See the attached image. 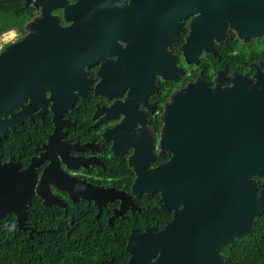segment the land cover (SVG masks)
<instances>
[{"label": "flooded vegetation", "instance_id": "1", "mask_svg": "<svg viewBox=\"0 0 264 264\" xmlns=\"http://www.w3.org/2000/svg\"><path fill=\"white\" fill-rule=\"evenodd\" d=\"M199 16L196 0H18L16 42L52 26L64 31L61 72L49 73L56 81L46 88L42 117L9 129L0 141V164L14 162L20 170L36 172V187L46 172L47 201L53 204L44 205L36 193L30 207L35 201L62 209L89 204L111 227L117 219L143 213V225L130 233L162 230L173 219L174 209L158 205L161 192L124 201L109 196L115 190L131 194L136 179L131 157L143 155L145 164L148 152H154L153 169L165 167L178 153V122L172 120L177 131L168 135L165 109L187 87L201 82L213 88L220 81L227 88L235 75L264 73V36L245 40L228 29L224 42L214 40L218 55L190 47L197 34L202 46L210 39L196 32ZM150 205L158 210L148 224ZM9 215L18 226L12 212L0 223ZM28 215L22 230L39 233Z\"/></svg>", "mask_w": 264, "mask_h": 264}, {"label": "water", "instance_id": "2", "mask_svg": "<svg viewBox=\"0 0 264 264\" xmlns=\"http://www.w3.org/2000/svg\"><path fill=\"white\" fill-rule=\"evenodd\" d=\"M196 7V32L210 39L202 46V34H197L189 41L195 51L218 55L214 40L224 42L228 29L245 40L264 36V0H196ZM63 38L64 31L52 26L28 33L0 52V141L9 129L42 117L46 88L56 81L49 73L61 72ZM231 81L227 88L220 81L213 88L198 82L172 98L165 109L166 132L172 135L178 128V153L165 167L153 169L154 152H148L145 164L143 155H133L130 165L134 164L136 179L131 194L115 190L109 195L124 201L130 195L161 192L158 205L174 209L173 219L162 230L131 231L128 264H227L223 248L255 230L256 219L264 213L259 181H264V73L259 70L252 78L235 75ZM166 144L172 147L174 142ZM28 170L14 162L0 164V219L15 213L20 229L26 228L36 193L44 205L53 204L47 201L45 170L37 187V173Z\"/></svg>", "mask_w": 264, "mask_h": 264}, {"label": "trees", "instance_id": "3", "mask_svg": "<svg viewBox=\"0 0 264 264\" xmlns=\"http://www.w3.org/2000/svg\"><path fill=\"white\" fill-rule=\"evenodd\" d=\"M17 6L18 0H0V35L21 27L16 17ZM13 135L7 141L10 146ZM151 206L148 224L150 218L157 219L154 211L158 209ZM27 220L39 233L30 235L19 229L13 215L2 219L0 264H128L130 229L143 225V213L117 219L111 227L106 215L98 216L93 205L62 209L44 207L35 201ZM223 253L227 264H264V213L256 219L253 233L235 239Z\"/></svg>", "mask_w": 264, "mask_h": 264}, {"label": "rangeland", "instance_id": "4", "mask_svg": "<svg viewBox=\"0 0 264 264\" xmlns=\"http://www.w3.org/2000/svg\"><path fill=\"white\" fill-rule=\"evenodd\" d=\"M18 39L15 31L10 30L0 35V52L5 49L6 46L15 43Z\"/></svg>", "mask_w": 264, "mask_h": 264}]
</instances>
